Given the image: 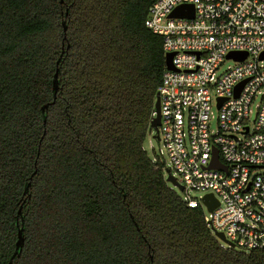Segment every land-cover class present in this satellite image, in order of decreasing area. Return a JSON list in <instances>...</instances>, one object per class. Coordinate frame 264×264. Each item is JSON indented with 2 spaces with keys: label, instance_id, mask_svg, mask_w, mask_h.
Returning <instances> with one entry per match:
<instances>
[{
  "label": "trees",
  "instance_id": "1",
  "mask_svg": "<svg viewBox=\"0 0 264 264\" xmlns=\"http://www.w3.org/2000/svg\"><path fill=\"white\" fill-rule=\"evenodd\" d=\"M156 1L0 0V264H264L222 248L144 148Z\"/></svg>",
  "mask_w": 264,
  "mask_h": 264
},
{
  "label": "built area",
  "instance_id": "2",
  "mask_svg": "<svg viewBox=\"0 0 264 264\" xmlns=\"http://www.w3.org/2000/svg\"><path fill=\"white\" fill-rule=\"evenodd\" d=\"M181 6L194 17L170 18ZM146 26L174 54L159 89L165 152L153 162L183 187L165 176L188 208L203 210L222 248L264 251V0H157ZM229 60L235 65L223 70ZM215 150L226 170L210 168ZM208 195L219 203L213 212Z\"/></svg>",
  "mask_w": 264,
  "mask_h": 264
},
{
  "label": "water",
  "instance_id": "3",
  "mask_svg": "<svg viewBox=\"0 0 264 264\" xmlns=\"http://www.w3.org/2000/svg\"><path fill=\"white\" fill-rule=\"evenodd\" d=\"M193 18L194 17V8L192 6H181L178 7L174 12L171 14L170 18ZM174 54H167L166 55V68L167 70H173L174 67L172 65V60H173ZM247 57V55H240V54H231L228 56V58H233L235 60H244ZM261 59H264V55L261 57ZM242 88V85L237 87L236 91V97L238 96L240 90ZM58 91V70L55 74V79H54V92H55V98L56 94ZM160 92L157 93L156 96V103H155V108H154V117L151 121V128L156 131L155 139L159 140V126H160V121H161V113H160ZM45 109V108H44ZM210 168L212 169H224L226 170L225 167H223L219 161L218 158V152L215 150L214 153V158L213 161L210 165ZM169 173V177L167 179V182L172 183L174 186L179 187L181 190H183V187L180 186L177 182V180L170 174L169 170H167ZM204 203L207 206L209 212H213L218 206L219 203L213 198L212 195H208L204 198ZM21 214V211L19 212ZM216 236L225 241L224 235L221 233H216ZM20 238H21V232H20ZM21 244H18L17 247V252L20 248ZM16 252V254H17Z\"/></svg>",
  "mask_w": 264,
  "mask_h": 264
},
{
  "label": "rangeland",
  "instance_id": "4",
  "mask_svg": "<svg viewBox=\"0 0 264 264\" xmlns=\"http://www.w3.org/2000/svg\"><path fill=\"white\" fill-rule=\"evenodd\" d=\"M235 62L234 61H226L225 64L223 65V70L227 69L229 66H234ZM213 128H215V125L213 126ZM156 135V131H153L151 134L149 133L147 140L145 142L144 148L146 150V152L148 153V155L150 156V158H155V154L159 155L160 152H165V147L162 143H160L158 140H156L154 137ZM152 148H154V151L152 150ZM165 158L167 159L166 155ZM169 160L167 159V166H169ZM169 168V167H168ZM165 176L166 178H168L169 174L165 172ZM171 188V186H169ZM173 190L175 191V193H177L180 197H184V194L181 193L179 191L178 188H173ZM192 196L195 195V193H191Z\"/></svg>",
  "mask_w": 264,
  "mask_h": 264
}]
</instances>
